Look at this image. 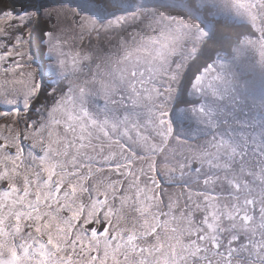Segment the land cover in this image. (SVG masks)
Returning a JSON list of instances; mask_svg holds the SVG:
<instances>
[{
  "label": "snow or ice",
  "instance_id": "snow-or-ice-1",
  "mask_svg": "<svg viewBox=\"0 0 264 264\" xmlns=\"http://www.w3.org/2000/svg\"><path fill=\"white\" fill-rule=\"evenodd\" d=\"M0 264H264V0H0Z\"/></svg>",
  "mask_w": 264,
  "mask_h": 264
},
{
  "label": "rangeland",
  "instance_id": "rangeland-1",
  "mask_svg": "<svg viewBox=\"0 0 264 264\" xmlns=\"http://www.w3.org/2000/svg\"><path fill=\"white\" fill-rule=\"evenodd\" d=\"M29 2L30 0H10L11 6H15L18 8H22L24 5H26Z\"/></svg>",
  "mask_w": 264,
  "mask_h": 264
}]
</instances>
